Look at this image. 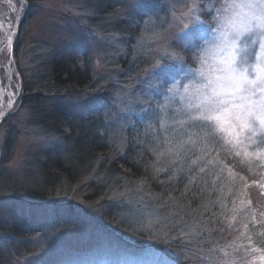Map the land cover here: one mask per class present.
<instances>
[{
    "label": "rangeland",
    "instance_id": "1",
    "mask_svg": "<svg viewBox=\"0 0 264 264\" xmlns=\"http://www.w3.org/2000/svg\"><path fill=\"white\" fill-rule=\"evenodd\" d=\"M99 1L0 0V111L4 113L0 118V158L5 156L6 140L14 142L12 150L6 153L7 163L6 158L4 164L0 162L3 172L22 182L21 177L27 174L26 170L36 168L32 162L36 151L63 146V141L32 125L31 107L25 102L38 93H42L44 100L58 98L52 93L49 96L50 91L44 88L42 65L53 56L77 49L86 54V63L93 70L94 85L78 92H64L63 97H59L62 99H58L72 106L77 114L83 113L81 108L86 102L97 100L106 103L104 133L112 139L116 151L126 145V130L129 127L143 136H150L154 140L150 147L154 171L148 179L162 176L164 180L176 182L180 175L182 179L192 181L201 177V184L212 186L215 194L221 184L225 185V194L216 195L221 204L224 199H230L237 205L240 192L254 185L249 184L246 178L251 174L256 178L255 187L264 194V187L261 186L264 185V161L243 154L235 156L220 146H217L218 156L216 151L202 156L198 149L193 148L182 151L179 156L157 158L163 147L160 142L166 135L159 126L157 104L164 102L166 88L173 78L183 80L179 62L163 55L166 47L182 55L181 50L188 40L177 38L181 25L172 15L173 8H179L183 0H116L113 8L107 9L105 14H102L105 8L100 6ZM220 3L221 0H215L216 7ZM202 18L208 24L213 23L212 14L202 13ZM116 21L124 22L133 31H115L113 23ZM12 33L15 35L9 47L7 36ZM206 36L210 39L211 33H206ZM157 60L161 65H172L166 74L156 67ZM185 65L196 67L195 62ZM25 91H28L29 97ZM9 101H12L11 108L8 107ZM167 135H171V130ZM225 157L232 162L228 164ZM193 160L197 162L193 164ZM224 164L232 170L239 168L241 175L233 170L236 174L233 180L225 168L217 179L216 173ZM200 168L205 171L200 172ZM241 176L245 179L241 180ZM146 179L121 180L119 185L117 183L108 190L109 195L105 193L96 198L92 192L88 194V184L93 180L88 178L78 185L59 188L48 201L42 203L41 208L6 205L0 213L1 217L14 213L34 217L48 232L29 244L33 248L31 256L21 257L13 263L173 264L170 258L154 250L127 253L115 244L111 236L95 231L94 224L89 223V218L94 217L108 230L122 235L133 247L161 242L182 244L185 239L195 241L190 224L193 220L196 222L197 216L194 219L192 212L180 215L176 206H171L170 197L164 198L162 194L155 195L149 191ZM244 181L246 185L243 188ZM4 188H0V195L10 196ZM48 204L60 206L62 211H65L66 205L71 206L74 213L70 215L67 211L64 214L66 218L74 219L63 221L58 226L52 224L53 213ZM178 250L184 253L175 255L177 258H194L190 250ZM166 251L173 256L169 250ZM211 262L219 263L218 258Z\"/></svg>",
    "mask_w": 264,
    "mask_h": 264
},
{
    "label": "trees",
    "instance_id": "2",
    "mask_svg": "<svg viewBox=\"0 0 264 264\" xmlns=\"http://www.w3.org/2000/svg\"><path fill=\"white\" fill-rule=\"evenodd\" d=\"M99 2L100 6L105 8L102 12L105 14L107 9L113 8L116 0H100ZM113 27L120 33L125 30L133 31V28L129 26L127 28L124 22L116 21ZM195 42L200 44L201 40L197 38ZM80 51L76 49L53 56L42 65L44 71L42 83L45 90L50 91L49 96L52 93L59 98L63 97L64 92H78L94 85L93 70L86 63V54ZM181 52L185 63H194L191 51L184 48ZM25 94L29 97L28 91H25ZM49 98V101L44 100L42 93H38L33 96V100H26L25 104L30 105L33 115L31 123L42 132L57 137L64 144L36 151L32 158V162L36 164L35 170H26L27 174L21 177L22 182H18L6 172L4 173L1 168L4 158L7 163L6 153L9 149L12 150L14 144L13 140H6L5 156L0 158V162L2 161L0 188L5 187L3 190L10 193V196L0 195V213L8 204L24 208H41L42 203L48 201L59 188L78 185L88 178L93 179L88 184V194L92 192L93 197L96 196V198H101L105 193L109 195L108 190L114 188L117 183L119 185L121 180L147 178L146 185L149 183L147 186L151 193L162 194L164 198L170 197L171 206H176L180 215L192 212L194 219L197 216L196 222L193 220L194 223L190 224L193 227L195 241L185 239L184 244L161 242L150 246L138 244L139 246L133 247L122 235L108 230L103 223L91 217L89 223L94 224L93 229L107 237L111 236L115 244L127 253H144L154 250L170 258L173 264H212L211 261L217 258L221 261L224 256L219 251L220 248H224L230 254L229 259L234 260L236 264H242L241 258L245 257L243 248L249 246L247 235H252L255 241L260 239L256 232L264 230L258 227L253 228L252 225L253 216H256L257 220L264 219L260 216V212L264 211V194L255 187V176L246 175L248 183L254 185L248 187L247 191L240 192L237 205L230 199L227 201L224 199L221 204V200H217L216 195L225 194L223 189L225 185L221 184L215 194L212 186L204 185V187L201 184V177L192 181L182 179L180 175L176 182L164 180L162 176H154V180L148 179L154 171L151 166L153 158L150 150L154 140L150 136H143L129 127L126 130V145L116 151L112 145V139L104 133L106 103L97 102V100L92 103L86 102L81 108L83 113L77 114L72 106L65 105L59 100L62 98ZM227 157L225 158L229 164L232 161ZM234 171L240 174L239 168ZM91 176L94 178H90ZM245 182L242 183L243 188L246 185ZM89 196L92 197V194ZM249 200L251 204L248 203ZM231 203L232 207L229 208ZM48 206L53 213L52 224L58 226L63 221L74 219L66 218L64 214L67 211L70 215L74 213L71 206L66 205L65 211H62L60 206L52 204ZM233 216L236 220L232 222V227H229ZM33 218L27 215L17 216L15 213L11 216H0V264H14L16 259L31 256L33 248L29 244L32 240L47 235L44 225ZM244 222L249 223V231L242 236L241 233L245 232L242 227ZM177 248L190 250L194 258L190 260L177 258L175 255L184 253ZM166 249L173 253V256ZM201 256H207L209 259H203ZM224 259L225 257L222 260ZM257 264H259L258 261Z\"/></svg>",
    "mask_w": 264,
    "mask_h": 264
},
{
    "label": "snow or ice",
    "instance_id": "3",
    "mask_svg": "<svg viewBox=\"0 0 264 264\" xmlns=\"http://www.w3.org/2000/svg\"><path fill=\"white\" fill-rule=\"evenodd\" d=\"M202 13L212 14L213 23H206ZM172 15L181 25L177 38H188L184 47L193 53L196 67L186 66L183 56L174 49L163 50L164 56L179 62L183 80L173 78L164 102L157 104L159 126L166 133L157 158L179 156L193 148L202 156L210 151L218 156L220 146L235 156L243 154L264 161V0H221L219 7L215 0H183L179 8H173ZM206 33H211L210 39ZM14 35L7 36L9 47ZM197 38L200 44L195 42ZM156 67L166 74L172 65H161L157 60ZM3 116L0 111V118ZM169 130L171 135H167ZM225 168L234 180L236 174L227 164L216 173L217 179ZM260 216L264 218V211ZM235 220L233 216L229 227ZM252 225L264 229V219L253 216ZM242 227L244 236L249 223L244 222ZM256 235L260 239L255 241L252 235L246 237L249 246L243 248L242 264H264V230ZM219 251L225 258L230 255L224 248ZM219 264L236 262L224 259Z\"/></svg>",
    "mask_w": 264,
    "mask_h": 264
}]
</instances>
